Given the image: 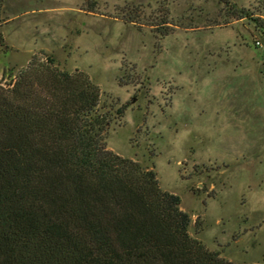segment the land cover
I'll list each match as a JSON object with an SVG mask.
<instances>
[{
    "label": "rangeland",
    "instance_id": "rangeland-1",
    "mask_svg": "<svg viewBox=\"0 0 264 264\" xmlns=\"http://www.w3.org/2000/svg\"><path fill=\"white\" fill-rule=\"evenodd\" d=\"M222 1L3 0L0 81L33 56L84 72L107 148L153 167L209 250L264 264V34Z\"/></svg>",
    "mask_w": 264,
    "mask_h": 264
},
{
    "label": "trees",
    "instance_id": "trees-1",
    "mask_svg": "<svg viewBox=\"0 0 264 264\" xmlns=\"http://www.w3.org/2000/svg\"><path fill=\"white\" fill-rule=\"evenodd\" d=\"M222 3L226 16L248 18L264 34V0L259 17ZM2 7L0 0V22ZM6 75L0 264H236L189 234L190 216L160 188L153 167L107 148L109 115L99 110L100 90L88 75L36 56Z\"/></svg>",
    "mask_w": 264,
    "mask_h": 264
},
{
    "label": "built area",
    "instance_id": "built-area-1",
    "mask_svg": "<svg viewBox=\"0 0 264 264\" xmlns=\"http://www.w3.org/2000/svg\"><path fill=\"white\" fill-rule=\"evenodd\" d=\"M255 45H256L257 47H261V43H260L258 40L255 42Z\"/></svg>",
    "mask_w": 264,
    "mask_h": 264
}]
</instances>
